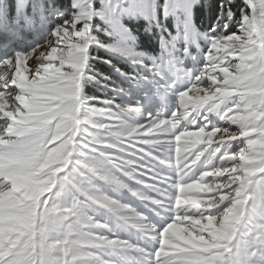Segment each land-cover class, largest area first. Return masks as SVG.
<instances>
[{
    "label": "snow or ice",
    "instance_id": "obj_1",
    "mask_svg": "<svg viewBox=\"0 0 264 264\" xmlns=\"http://www.w3.org/2000/svg\"><path fill=\"white\" fill-rule=\"evenodd\" d=\"M233 3L220 0L216 20L199 32L191 13L201 0H182L175 7L185 46L176 49L181 33L160 35L157 0H99V7L97 0H0V264H127L126 257L264 264V0H243L248 11L239 8L229 31ZM172 7L164 0L165 18ZM118 9L148 20L162 57L145 63L143 54L99 40L101 30L135 39L114 15ZM196 36L208 47L192 75L181 66L196 59L188 46ZM93 46L152 73L174 98L171 111L146 113L138 101L84 95L83 82L99 83L89 62L102 58L90 55ZM169 63L181 75L161 84L159 69ZM120 74L138 85L147 80ZM128 116L143 119L133 125ZM122 191L151 206L162 223L122 202ZM99 209L137 229L144 246L120 238Z\"/></svg>",
    "mask_w": 264,
    "mask_h": 264
},
{
    "label": "rangeland",
    "instance_id": "obj_2",
    "mask_svg": "<svg viewBox=\"0 0 264 264\" xmlns=\"http://www.w3.org/2000/svg\"><path fill=\"white\" fill-rule=\"evenodd\" d=\"M13 2H14V0H13ZM181 2H182V0H170V4L173 5V7L170 9L169 15L165 18L163 16V13H162V6L164 4V0H157V14H158V17L160 19V22L163 25V28L161 30L160 35L164 36L165 40H168V39H170V37L172 35H176L178 32L181 33V35L177 36V39L173 42L176 49H183L185 46V40L183 39V35H182V18H183L182 10L178 7H175L176 5L180 4ZM144 3H145V0H125L126 5L131 4L133 6H139V5H142ZM234 3H235V1H234ZM219 4H220V0H207L206 5L204 4V0H201V4L198 7H196L195 9H193V11L191 13V20H192V23L195 25V28L199 32H207L208 29L203 30V29L199 28V26L197 25V22H196L197 21L196 17L197 16L201 17L202 18L201 21H203V18H204V20H205L204 22L208 23V24L211 23L210 26H212V23L216 20V14L219 10ZM97 6L99 7V0H97ZM232 7L235 9V16L233 18V21L229 22V31H235V29H236L235 21L240 16L237 12L236 6L232 5ZM114 15L118 16L121 24L130 30L131 34L135 37V39L134 40H126V39H123L121 36L116 35V34L105 35V32L103 30H101L99 32H95L94 34L99 38V40L102 43L110 44V45H113L115 47L122 48V49H124L126 51H130L131 53H134V54H143V56L141 58L145 61H148L149 58H156L158 56L162 57L164 55V53L159 52L156 57H153V56L149 57V55L146 52H144L143 50H141L138 47L137 32L139 30H143V29H145L147 32L151 31V30H148V23L149 22L143 15L121 14L119 9L117 10L116 13H114ZM65 18H67V16H65ZM163 20H165V21H163ZM55 23H59V21H55ZM94 23L100 24L101 29L107 28V25H105L104 22L101 20H95ZM141 27H143V28H141ZM163 29H167V31L165 32V31H163ZM109 31H110V29H109ZM191 39L192 38L190 37V39L188 41L189 51H190L192 56L196 57V59L192 60L191 58H186L181 67L184 71H186L187 69H192V75H195L196 71L199 69L201 63L203 62V52L207 49L208 42L205 39L200 38L199 36L195 37V43H192ZM3 42H4V36L0 35V43H3ZM93 47L100 48L101 50H104L106 52L108 51L105 48H101V47H97V46H93ZM91 50H92V48L89 49V53ZM39 51H47V49L41 48ZM39 51L37 53H35L33 55V57L29 58L27 63L30 64L32 62V60H34L35 57L37 55H39ZM108 52L114 54L115 56H118L119 58H123L124 60L129 62V64H131L133 68H136L137 66H139L141 69L140 77H147L146 81H142V83L139 85L136 84L134 89L123 91L120 94L119 93H116L115 95L113 94V96L111 98H115V100L118 104H133L136 101H138L139 105L141 106V108L144 112L155 113L156 111L161 109L160 99L165 98V96H167L166 99L168 101L172 102L171 109L174 107V98L171 95H168L165 92L164 88L156 86L155 82L153 81L152 73L148 72L145 68L141 67L139 64L134 65L129 58H127L123 55H120L119 53H113L110 51H108ZM172 63H174V61H172ZM159 71H160V73H163V71L165 73L164 75L160 76V77H162V79H160V77L157 78L158 80H160L161 84H163L165 82L171 83V81H173V78L176 79L181 74L180 72L175 71L171 67V63L162 64ZM26 74L30 75V73H26ZM167 76L172 77V78L170 80H165L166 78H168ZM181 84L184 85V81H182ZM170 111H168V113ZM164 113L167 114L166 111ZM125 119H126L127 123L134 125L136 123L142 122L143 118L142 117L128 116ZM101 135L103 136V134H101ZM150 163L156 164L155 161H150ZM156 167H158L163 172H168V169L166 167H164L163 165L156 164ZM134 186L142 192L148 193V191H149L148 189H146V191H145L143 185H134ZM119 198L122 200V202L125 203L126 200H124V199L128 198V195H126L122 191L119 193ZM138 203L140 204L141 202L138 200ZM139 212L142 213V211H139ZM99 214H100V216H99ZM144 215L148 218L149 221H151L155 217L154 212L150 215L144 213ZM98 216H99V218L107 219L110 226L115 225V223L120 225V223L118 222L119 220H117L115 217L112 216L111 213H108L104 209H99ZM124 224L122 225V226H124L122 229H127L126 227L130 226L129 224H125V225ZM132 229H134V228H132ZM113 230L116 232V234L120 238H122L120 236V232H121L120 230H119L120 232L117 231L115 228H113ZM125 238L127 240H129L130 242L140 243L141 246H144V244H145V241L143 239H141L140 233L138 230L135 232V235L131 234L129 237L124 235V238H122V239H125ZM125 259H126L127 264H143L142 260H139V259H133L131 257H126Z\"/></svg>",
    "mask_w": 264,
    "mask_h": 264
},
{
    "label": "trees",
    "instance_id": "obj_3",
    "mask_svg": "<svg viewBox=\"0 0 264 264\" xmlns=\"http://www.w3.org/2000/svg\"><path fill=\"white\" fill-rule=\"evenodd\" d=\"M235 3L233 5L236 6L237 12L240 15L239 8L244 7L245 11L247 12V6L243 4V0H234ZM13 2V0H12ZM55 3L60 5H65L68 0H54ZM198 7V6H197ZM201 17H196V22L199 28L203 30L209 29L211 26V23H205L204 18L203 21H201ZM165 21V20H163ZM210 21V20H209ZM143 28V27H141ZM137 38H138V47L146 52L149 57L153 56L156 57L159 52H162L161 46H160V37L155 33L154 30H151L147 32L145 29L139 30L137 32ZM90 55L94 57H99L102 59H95L90 60V66L94 73L99 74L98 80L99 83L93 81V82H83L82 91L84 95L86 96H95V97H102V98H111L113 94L116 93H122L119 91H112L109 87H106L104 85L106 84H113L118 89H123L124 91L132 90L134 89L135 85L130 79L126 78L125 76H122L120 73H129L135 76L140 77L141 69L139 66L136 68H133L129 62L124 60L123 58H119L118 56H115L112 53H109L108 51L101 50L100 48L92 47V50L90 51ZM111 61V64L104 63L103 61ZM145 63H150V61H145ZM120 69V72H117L115 69ZM164 72V71H163ZM181 75V74H180ZM179 75V76H180ZM105 77H110V80H105ZM97 107H101V105L96 104Z\"/></svg>",
    "mask_w": 264,
    "mask_h": 264
}]
</instances>
